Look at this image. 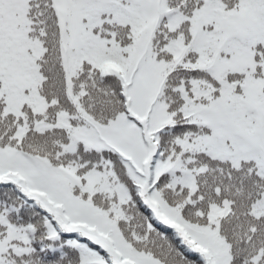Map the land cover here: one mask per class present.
<instances>
[{"label": "snow or ice", "instance_id": "snow-or-ice-1", "mask_svg": "<svg viewBox=\"0 0 264 264\" xmlns=\"http://www.w3.org/2000/svg\"><path fill=\"white\" fill-rule=\"evenodd\" d=\"M0 264H264V0H0Z\"/></svg>", "mask_w": 264, "mask_h": 264}]
</instances>
